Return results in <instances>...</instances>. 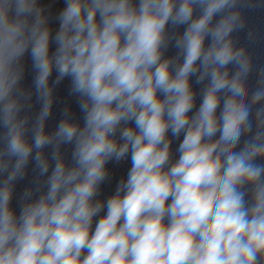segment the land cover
Returning a JSON list of instances; mask_svg holds the SVG:
<instances>
[{
    "label": "clouds",
    "instance_id": "clouds-1",
    "mask_svg": "<svg viewBox=\"0 0 264 264\" xmlns=\"http://www.w3.org/2000/svg\"><path fill=\"white\" fill-rule=\"evenodd\" d=\"M239 2L64 0L53 35L39 0H0V264H264V70L250 89ZM54 69L83 124L65 108L49 133ZM128 159L101 198L106 164Z\"/></svg>",
    "mask_w": 264,
    "mask_h": 264
}]
</instances>
